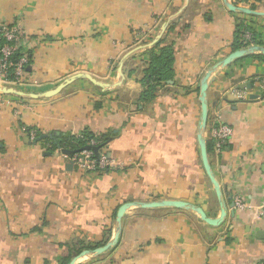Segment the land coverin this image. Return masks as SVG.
Listing matches in <instances>:
<instances>
[{
	"label": "crops",
	"instance_id": "crops-1",
	"mask_svg": "<svg viewBox=\"0 0 264 264\" xmlns=\"http://www.w3.org/2000/svg\"><path fill=\"white\" fill-rule=\"evenodd\" d=\"M230 2L264 14V0ZM239 22L251 29L248 44L264 47V16L230 12L223 0H0V26L19 25L33 44L20 91L40 94L79 73L120 82L103 91L81 79L50 99L0 96V264H59L69 250L101 247L127 202L181 200L219 216L196 143L197 84L234 51ZM160 41L173 50V80L144 101L149 51ZM263 81L264 55H252L222 69L207 93L206 132L214 114L232 130L210 158L224 223L130 210L117 245L80 264H264ZM31 130L105 134L114 167L86 172L70 151L30 143Z\"/></svg>",
	"mask_w": 264,
	"mask_h": 264
},
{
	"label": "water",
	"instance_id": "water-1",
	"mask_svg": "<svg viewBox=\"0 0 264 264\" xmlns=\"http://www.w3.org/2000/svg\"><path fill=\"white\" fill-rule=\"evenodd\" d=\"M223 4L228 11L233 13H238L247 16H256V17L264 16V14L256 12L254 10L235 6L232 4V2H230V0H223ZM165 27L166 25L163 26V31L165 30ZM257 54L264 55V47L254 44L251 45L245 44L239 49H236L231 53H229L222 60L210 66L200 77L197 84L198 102H199V119H198L197 132H196V143L198 147V154L202 169L204 171V174L206 175V178L210 186L213 189L216 200L218 202L219 212H220L219 216L217 218H210L207 216V214L204 212V210L201 207L181 200L162 199L152 202H127L121 205L116 212V217H115L116 229L110 240L105 245L98 247L94 250L81 251L78 255L72 257L68 264H80L86 259L95 258L114 248L117 245L120 238L122 219L125 216V214L130 210L173 209V210L188 212L194 215L195 217H197L198 220H200L207 226L213 228H216L224 223L227 217V206L224 200V196L220 184L212 170L210 159L207 153V147H206V141H207L206 128H207V121L209 114L207 93L211 84L214 82L216 76L219 74V72L222 69L227 68L228 66H230L231 64H233L238 60ZM27 71H29V68H27ZM120 77H122L121 73H120ZM81 79L89 81L91 84L99 87L103 91L106 90L107 88L112 89L120 85V82L115 85H108L106 83L98 81L89 74L79 73L64 80L54 89L48 90L40 94L26 93L13 87L0 85V96H13L21 100L50 99L59 95L66 87L71 85L73 82ZM39 140H41V137L37 138L36 142H38ZM89 149L90 147L84 148V150H89ZM93 151L95 157H97L96 150ZM69 153L74 154V152H69Z\"/></svg>",
	"mask_w": 264,
	"mask_h": 264
},
{
	"label": "built area",
	"instance_id": "built-area-1",
	"mask_svg": "<svg viewBox=\"0 0 264 264\" xmlns=\"http://www.w3.org/2000/svg\"><path fill=\"white\" fill-rule=\"evenodd\" d=\"M243 42L248 44L251 42L250 35L244 33ZM0 85L8 87H18L24 84L25 68L28 64L26 58L33 44L29 38H27L19 25L8 28L6 25L0 26ZM19 52L22 54L21 58L13 63L12 56L14 53ZM264 86V81L262 82ZM212 126L209 131L206 132V140H209L213 144V155L217 156L223 149L226 142L232 135L231 128L224 123L219 122V117L214 114L212 120ZM30 143H35L37 139L36 130L28 131L27 133ZM96 145V142L90 141V146ZM95 158V154L89 150H82L79 153L73 154L69 160L73 164H79L80 168L86 172H94L104 169H110L114 167V163L108 157L105 150ZM235 207L242 208L243 204L239 199H235ZM264 214V212H261Z\"/></svg>",
	"mask_w": 264,
	"mask_h": 264
},
{
	"label": "trees",
	"instance_id": "trees-1",
	"mask_svg": "<svg viewBox=\"0 0 264 264\" xmlns=\"http://www.w3.org/2000/svg\"><path fill=\"white\" fill-rule=\"evenodd\" d=\"M17 25V24H16ZM16 25H8V28L16 26ZM7 26V25H6ZM170 27L169 30H171ZM251 32L247 26H244L242 22H239L236 30V39L234 44L232 45V50L239 49L242 47V43L240 42V37L243 36L245 32ZM2 42L0 43V45ZM22 54L16 52L12 56V62L15 63L21 58ZM149 60L148 65L145 70L144 77V92L141 96V99L144 101L152 100L155 97L154 92L157 89H160L162 85H168V82L173 80V61H174V53L171 46L163 45V42L160 41L152 50L149 51ZM31 51L27 53L26 58L28 60V64L25 69V75H27V67L31 63ZM37 132V138L41 137V145H48L49 148L46 150H52L55 147H59L61 149L68 150L70 152L79 153L84 148L90 147L91 151L96 150V156L98 157L101 152L107 147L108 136L105 134L96 135L89 133L87 131H82L78 135L74 134H55L51 133L50 135L45 136L39 131ZM90 141L96 142V145L90 146ZM207 153L209 159L213 153V144L211 141H206ZM94 153V151H93ZM96 160V157L94 158ZM109 169L99 170V173H107ZM97 246H88L87 249L93 250ZM84 247L78 248L74 251L69 250L68 255L60 259L59 264H68L70 259L76 255H78Z\"/></svg>",
	"mask_w": 264,
	"mask_h": 264
},
{
	"label": "rangeland",
	"instance_id": "rangeland-1",
	"mask_svg": "<svg viewBox=\"0 0 264 264\" xmlns=\"http://www.w3.org/2000/svg\"><path fill=\"white\" fill-rule=\"evenodd\" d=\"M28 68V67H27ZM26 69V68H25ZM13 88H16V89H18L19 90V88H17V87H13ZM39 138V137H38ZM40 141L41 140H39L38 142L40 143ZM38 142H36V143H33V144H37Z\"/></svg>",
	"mask_w": 264,
	"mask_h": 264
}]
</instances>
